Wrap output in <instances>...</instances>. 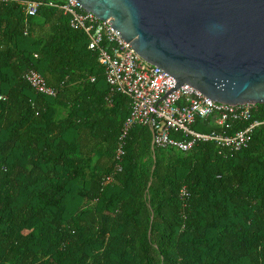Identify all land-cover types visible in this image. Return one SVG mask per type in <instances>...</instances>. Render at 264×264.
Instances as JSON below:
<instances>
[{
	"label": "trees",
	"instance_id": "trees-1",
	"mask_svg": "<svg viewBox=\"0 0 264 264\" xmlns=\"http://www.w3.org/2000/svg\"><path fill=\"white\" fill-rule=\"evenodd\" d=\"M30 68L56 95L33 90ZM0 95V264H264V123L226 157L211 141L151 148L136 125L114 171L128 97L67 15L27 16L21 0H0Z\"/></svg>",
	"mask_w": 264,
	"mask_h": 264
},
{
	"label": "water",
	"instance_id": "water-1",
	"mask_svg": "<svg viewBox=\"0 0 264 264\" xmlns=\"http://www.w3.org/2000/svg\"><path fill=\"white\" fill-rule=\"evenodd\" d=\"M178 85L264 103V0H76Z\"/></svg>",
	"mask_w": 264,
	"mask_h": 264
},
{
	"label": "built area",
	"instance_id": "built-area-1",
	"mask_svg": "<svg viewBox=\"0 0 264 264\" xmlns=\"http://www.w3.org/2000/svg\"><path fill=\"white\" fill-rule=\"evenodd\" d=\"M21 2L27 16L35 15L43 4L58 7L68 16L69 25L86 35L87 46L96 52L110 90L128 97L129 111L116 139L114 171L121 169L127 134L136 125L149 128L151 148L171 147L187 151L199 141H211L217 152L226 157L246 147L255 127L264 123V120L251 119L257 110L256 103L218 102L190 84L177 86L171 75L145 61L120 38V34L110 27V18L99 19L92 12L85 11L76 0ZM22 78L39 94L54 96L57 93V89L47 84L44 76L35 69L26 70ZM90 80L93 81L94 77ZM3 98L0 95V99ZM206 118L210 119L213 129L199 131L193 128L198 119ZM238 122L247 124L235 129ZM111 180L109 174L103 181ZM180 196L182 199L188 196L184 187L180 189Z\"/></svg>",
	"mask_w": 264,
	"mask_h": 264
}]
</instances>
